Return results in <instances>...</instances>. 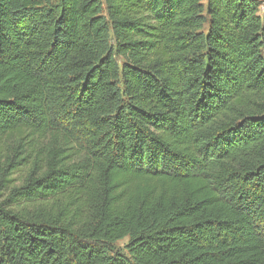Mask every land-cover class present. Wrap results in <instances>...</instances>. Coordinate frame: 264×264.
<instances>
[{
  "label": "trees",
  "instance_id": "obj_1",
  "mask_svg": "<svg viewBox=\"0 0 264 264\" xmlns=\"http://www.w3.org/2000/svg\"><path fill=\"white\" fill-rule=\"evenodd\" d=\"M1 188L0 264H264V1L0 0Z\"/></svg>",
  "mask_w": 264,
  "mask_h": 264
},
{
  "label": "rangeland",
  "instance_id": "obj_2",
  "mask_svg": "<svg viewBox=\"0 0 264 264\" xmlns=\"http://www.w3.org/2000/svg\"><path fill=\"white\" fill-rule=\"evenodd\" d=\"M264 1V0H263ZM26 171H21L13 176H11L12 181L9 183L11 186L13 185H20L23 182L24 176ZM4 190V188H1L0 191ZM128 239H124L118 242V246L122 249H125V245L127 244Z\"/></svg>",
  "mask_w": 264,
  "mask_h": 264
}]
</instances>
